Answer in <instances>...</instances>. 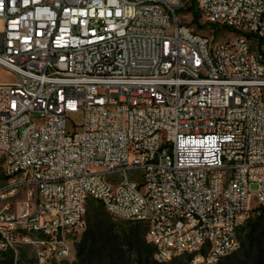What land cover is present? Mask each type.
<instances>
[{
	"label": "built area",
	"instance_id": "1",
	"mask_svg": "<svg viewBox=\"0 0 264 264\" xmlns=\"http://www.w3.org/2000/svg\"><path fill=\"white\" fill-rule=\"evenodd\" d=\"M182 7L0 0V251L72 258L92 199L144 224L159 264L239 250L264 207V0H197L230 41Z\"/></svg>",
	"mask_w": 264,
	"mask_h": 264
},
{
	"label": "trees",
	"instance_id": "2",
	"mask_svg": "<svg viewBox=\"0 0 264 264\" xmlns=\"http://www.w3.org/2000/svg\"><path fill=\"white\" fill-rule=\"evenodd\" d=\"M196 21L197 15H194V22ZM260 208L264 212V207ZM131 223L135 226L123 228L121 233H117L112 225L103 220L99 221L97 217L94 225L88 227L78 245L79 264H131L126 257L127 253L124 252L125 246L128 248V254L132 256L135 254L137 257L133 264H159L154 259L155 247L147 243V238L145 239L147 227L141 223ZM239 240V253L228 255L224 262L220 261L218 264H264V215L257 219H249L239 230ZM4 255L7 257V264H14V252L0 251V257ZM178 259L181 260L183 257L175 259L173 263ZM191 261L190 258L186 263L178 264H188ZM0 264L4 263L0 261Z\"/></svg>",
	"mask_w": 264,
	"mask_h": 264
},
{
	"label": "rangeland",
	"instance_id": "3",
	"mask_svg": "<svg viewBox=\"0 0 264 264\" xmlns=\"http://www.w3.org/2000/svg\"><path fill=\"white\" fill-rule=\"evenodd\" d=\"M171 1H173V0H171ZM196 4H197V0L195 2H193V0H183V7L180 9L178 14L180 17V21L184 25L189 26L195 33L206 36V37L213 38L216 41H230L232 38H234L235 33L233 31L228 30V29L223 28V27H219V26H212V25L206 23L205 20L196 12ZM194 15H197V21L196 22H194ZM13 81H15V76L11 72L5 70L4 68H2L0 66V82L1 83H9V82H13ZM72 120L79 124L81 122V116L80 115H73ZM258 190H259V187L257 184H252L250 186V191L252 193H256V192H258ZM90 202L91 203L89 206V210H88V212L86 214V218H85V223H86L85 232L75 242V245H74L75 251H74L72 258H70L66 261H63L60 264H79V262L77 260L78 245L82 241L86 231L88 230V227H90V225H94L95 219L97 217H98L99 221L103 220L104 222L112 225L114 227V230L117 231V233H121L122 232L121 229H123V228L125 229V228H130L131 226H135V224H133L131 222L120 221V220L114 219L113 217H111L107 213L105 208L100 203H98L97 201L92 199V200H90ZM255 204H256V200L254 197H252L251 198V205H255ZM260 215H264V212L261 210L260 207L257 206L256 208H254L251 211L249 217L245 220V222L243 223L241 228H243L246 225V223L249 219H257ZM145 239H146V236H145ZM122 242H123V240H122ZM124 252L127 253L126 257L129 261V263L133 264L137 261V257L135 254L133 256L128 254L129 252H128L127 246L124 247ZM236 253H239V250ZM188 259L189 258H187V257H183V259H181V260L178 259L177 262H175V263L171 262L169 264H178V262L186 263V261ZM0 261L4 264H7V257L5 255L1 256ZM224 261H225V258L221 260V262H224ZM14 264H38V262H37L35 256L33 255L32 250L29 248H24V249H21L17 254H15Z\"/></svg>",
	"mask_w": 264,
	"mask_h": 264
}]
</instances>
